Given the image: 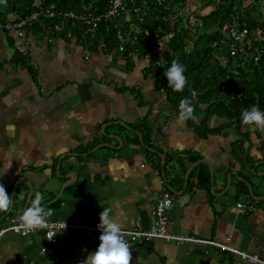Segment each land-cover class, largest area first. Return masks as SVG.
I'll use <instances>...</instances> for the list:
<instances>
[{
  "label": "crops",
  "instance_id": "0c3cea01",
  "mask_svg": "<svg viewBox=\"0 0 264 264\" xmlns=\"http://www.w3.org/2000/svg\"><path fill=\"white\" fill-rule=\"evenodd\" d=\"M208 1L187 4L182 13L209 16ZM55 33L33 28L15 39L30 68L14 60L15 48L0 35V184L13 198L10 210L0 212V228L20 219L40 192L54 213L48 221L94 225L110 208L121 229L145 231L168 183L175 199L167 214L171 233L229 244L264 261V131L243 125L228 100L226 108L216 105L230 88L217 100L193 92L196 120L181 123V100L154 70L168 66L161 53L142 55L135 45L127 54L104 44L91 48ZM254 106L264 112L259 99L241 111ZM125 240L131 264H253L207 245ZM44 244L41 231L9 232L0 241V264H82L99 246L64 233L58 248L41 256Z\"/></svg>",
  "mask_w": 264,
  "mask_h": 264
},
{
  "label": "trees",
  "instance_id": "16d2710c",
  "mask_svg": "<svg viewBox=\"0 0 264 264\" xmlns=\"http://www.w3.org/2000/svg\"><path fill=\"white\" fill-rule=\"evenodd\" d=\"M46 6L55 5L56 13H74L78 17L92 13L93 15L105 14L110 5V0H46ZM170 1L169 5L167 2ZM197 0H133L128 1V11L138 6L147 8V15L141 28L148 30L150 36L145 32L138 35V41L134 47H138L139 51L145 55H163L162 59L168 62L167 68L171 66L173 59H176L186 68L185 76L187 84L182 92H175L168 86L167 78L164 76V70L158 66H154L155 72L159 74L160 79L164 82L165 89L168 94L174 95L175 100L192 99L193 92L195 97L200 100H217L218 95L223 93L228 87V96L222 102L216 104L218 107L229 101L227 109L242 114V108H246L251 102L259 99L264 101V54L258 65L252 62L248 67L237 65V71L240 72L239 80L235 83L234 74L229 70L233 69L234 59L230 57L227 48L221 44L227 28L233 22L238 21L240 24L246 25L252 32H261L264 35V15L258 12V17H250V10H256L259 0H250L248 8H243L244 2L247 0H209L207 4L213 5V12L206 17H198V14L191 13L194 19L196 16V28L194 21L182 13L180 8L192 5ZM34 0H0V22H5L7 18L14 15L18 18H25L33 13ZM180 6V8H177ZM179 13L182 15L180 16ZM124 14L115 22H103L96 34L87 37L81 35L82 22L80 20L62 19V17L46 18L42 17L33 28L37 31L50 29L56 32L54 28L59 27V34L65 37L69 32L76 36L77 40H83L91 48H96L100 44H104L108 50L117 49L121 46L118 36V30L115 24L122 25L123 30L131 29V23H136L135 16H132L130 23H126ZM188 28L183 27V18ZM189 18V19H188ZM8 21V20H7ZM138 21V20H137ZM125 25V26H123ZM135 25V24H134ZM84 27V26H83ZM30 28V29H33ZM195 29V30H194ZM133 30V28H132ZM194 30L190 33L189 31ZM189 34H188V33ZM55 33V34H56ZM160 34V40L155 45V35ZM134 35V32H132ZM8 37V42L15 48L14 60L20 59L23 65L30 68L27 58H21V53L15 45V38ZM196 37V39H194ZM191 41V48L188 45ZM133 46V45H132ZM190 49V51L188 50ZM132 49L131 44L124 45L125 54ZM221 58V60L219 59ZM229 59L225 66L221 63L222 59ZM153 67V68H154ZM249 103V105L247 104ZM225 115H228L226 113Z\"/></svg>",
  "mask_w": 264,
  "mask_h": 264
},
{
  "label": "built area",
  "instance_id": "2783aa9c",
  "mask_svg": "<svg viewBox=\"0 0 264 264\" xmlns=\"http://www.w3.org/2000/svg\"><path fill=\"white\" fill-rule=\"evenodd\" d=\"M128 1L132 0H110L109 9L105 14L96 16L88 12L82 17H78L72 12L57 14L55 11V5H51L49 7L46 6V0H34L33 7L35 11H33L31 15L25 18H18L13 22H0V35L6 34L7 36L14 37L15 39L21 41L25 39L26 30L33 28L38 22H40L42 17L54 18L59 16L64 20H80L84 26L80 29L81 35H83V37H87L88 35H95L103 22H115L124 14H127V17L132 18V16H135L136 18V23L130 24L133 30L131 28L128 31H125L123 30L122 25H114L115 29L118 30V36L121 41L119 51H123L125 44L130 43L131 46L136 44L138 41V35L142 32H145L147 36H150V32L148 30L141 28V23H144L145 16L147 15V9L136 6L128 11ZM181 9L183 8H180V10ZM185 10L186 15L191 19V21H194L191 17L192 11H189V8H185ZM128 20L131 21L132 19L129 18ZM54 30L58 32L59 27L56 26ZM132 32H134V35H132ZM67 37L71 39L73 38V34L69 32ZM158 40H160V34L155 35V45L158 44ZM221 44L227 48V52L230 57L234 59V64L241 66H244L246 63L250 64L251 62L254 65H258L261 61L262 55L264 54V35L258 31L252 32L246 25L240 24L238 21L229 25ZM16 48L20 53L26 54V51L20 45H17ZM224 61V63H228L229 59L226 58ZM160 64L165 67V62L163 60ZM239 75L240 72L235 70V76L239 77ZM174 205L175 199L172 190L168 183H164L154 207L155 220L153 225L145 231L122 229V232L125 233V238H128L136 244L153 241H165L174 242L178 245H207L218 248L222 252L232 253L240 257L243 261L253 264H264V261L258 255L240 251L229 244H223L215 241H204L193 236L171 233L169 230L171 223L167 214L174 208ZM237 207L247 212H253L256 209L253 205H245L243 203H238ZM9 221L8 226L0 228V241L9 232L21 234L22 236H28L41 231L45 236V244L40 250L41 256H46L48 253L57 249L60 244V236L64 233L72 236L84 237L91 244L96 242L98 244L100 243L99 236L101 235V232L98 229L99 223L94 225H85L77 221H47V225L45 227L31 232H26L22 227V221L20 219L14 218Z\"/></svg>",
  "mask_w": 264,
  "mask_h": 264
},
{
  "label": "clouds",
  "instance_id": "9594fccd",
  "mask_svg": "<svg viewBox=\"0 0 264 264\" xmlns=\"http://www.w3.org/2000/svg\"><path fill=\"white\" fill-rule=\"evenodd\" d=\"M186 68L176 59H173L171 66L166 69L164 76L167 78L168 86L175 92L184 91L187 84L185 76ZM194 107L191 100L185 98L179 103V122L183 123L189 119L196 120ZM242 123L247 126H255L264 131V112L254 106L250 110L242 113ZM21 195L22 198V194ZM44 196L40 192L34 193V198L20 220L26 232L43 228L47 225L48 218L54 213L51 208H46L43 204ZM13 203V198L7 193L3 184H0V212H8ZM110 208H104L99 215L100 223L98 229L99 246L94 253H91L82 261V264H131L132 245L125 240V233L122 232L121 225L110 217ZM66 227V225H65Z\"/></svg>",
  "mask_w": 264,
  "mask_h": 264
},
{
  "label": "rangeland",
  "instance_id": "374dc122",
  "mask_svg": "<svg viewBox=\"0 0 264 264\" xmlns=\"http://www.w3.org/2000/svg\"><path fill=\"white\" fill-rule=\"evenodd\" d=\"M132 1H133V0H132ZM250 3H251L250 0L245 1V2H244V6H243V8H244V9H245V8H248V9H249V4H250ZM256 8H257L256 10H250V13H249V16H250V17H258V12H259V13H262V14L264 15V0H259L258 3H257ZM191 23H193V20L190 21V23L188 22V24H191ZM193 27H196V26H192V28H193ZM194 30H195V29H194ZM158 42H159V40H158ZM224 62H225V61H224ZM225 64H228V63H225ZM225 64H223V65L225 66ZM237 65H238V64H233L234 68L229 70L230 73H233V74H234L233 80L235 81V83L238 82V80H239V79H238L239 77H236V76H235V70L237 69Z\"/></svg>",
  "mask_w": 264,
  "mask_h": 264
}]
</instances>
